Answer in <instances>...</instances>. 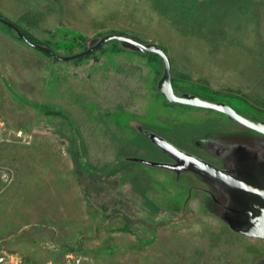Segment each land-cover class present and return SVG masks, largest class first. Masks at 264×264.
<instances>
[{
  "label": "rangeland",
  "instance_id": "rangeland-1",
  "mask_svg": "<svg viewBox=\"0 0 264 264\" xmlns=\"http://www.w3.org/2000/svg\"><path fill=\"white\" fill-rule=\"evenodd\" d=\"M0 17L60 55L112 32L155 43L177 93L264 120V0H0ZM162 74L116 40L55 60L0 22V264H264V240L229 223L235 193L138 160L177 163L155 134L238 176L264 169V140L166 101Z\"/></svg>",
  "mask_w": 264,
  "mask_h": 264
},
{
  "label": "water",
  "instance_id": "water-1",
  "mask_svg": "<svg viewBox=\"0 0 264 264\" xmlns=\"http://www.w3.org/2000/svg\"><path fill=\"white\" fill-rule=\"evenodd\" d=\"M0 22L15 29L19 38L27 45L40 50L55 60L72 61L88 56L99 50L109 41H120L122 44L140 52L157 54L163 64V74L157 83V89L162 97L170 103L189 105L202 109H210L226 115L230 120L235 121L244 127L264 135V120H254L239 113L234 107L224 101L211 100L200 95L182 92L177 93L172 84L171 67L169 57L165 50L159 45L151 42H144L136 37L124 33H108L102 35L95 43L80 52L70 55H60L50 47L37 43L29 39L15 24L0 17ZM150 139L166 153L171 154L177 159V163L138 159L141 162L175 170L184 168L194 169L223 185L231 193H235L238 200L236 207H229V210L241 216L240 221L237 217L231 218V227L243 235L257 237L264 240V169L256 170L251 175L241 176L228 172L211 162L196 155L188 153L177 147L167 139L152 134ZM238 174V173H237Z\"/></svg>",
  "mask_w": 264,
  "mask_h": 264
},
{
  "label": "flooded vegetation",
  "instance_id": "flooded-vegetation-1",
  "mask_svg": "<svg viewBox=\"0 0 264 264\" xmlns=\"http://www.w3.org/2000/svg\"><path fill=\"white\" fill-rule=\"evenodd\" d=\"M253 136H252V135ZM248 136H250V138H247ZM243 137L245 139H248V140H251V142L255 145H260L262 144L263 140H264V135L260 134V133H257V132H253V133H250V134H244ZM223 169V168H222ZM226 169V168H224ZM227 170V169H226ZM229 171V170H227ZM229 172H232V171H229Z\"/></svg>",
  "mask_w": 264,
  "mask_h": 264
},
{
  "label": "trees",
  "instance_id": "trees-1",
  "mask_svg": "<svg viewBox=\"0 0 264 264\" xmlns=\"http://www.w3.org/2000/svg\"><path fill=\"white\" fill-rule=\"evenodd\" d=\"M29 39H31V40H33V41H35V42H37V43H40V44H43V45H46V44H44V43H41V42H39V41H36V40H34L31 36H29V35H27V34H25ZM134 37V36H133ZM154 54V53H153ZM157 55V54H156ZM211 100H216V99H213V98H210ZM236 109V108H235ZM237 110V109H236ZM248 129V128H247ZM250 130V129H249ZM250 131H252V132H254L253 130H250ZM163 138H165V139H167L168 141H170L171 143H173L174 145H176L177 147H179V148H181V149H183L182 148V146H179L177 143H175L174 141H171L170 139H168L167 137H163Z\"/></svg>",
  "mask_w": 264,
  "mask_h": 264
}]
</instances>
